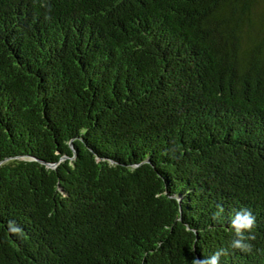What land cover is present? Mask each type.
Instances as JSON below:
<instances>
[{"label": "trees", "instance_id": "1", "mask_svg": "<svg viewBox=\"0 0 264 264\" xmlns=\"http://www.w3.org/2000/svg\"><path fill=\"white\" fill-rule=\"evenodd\" d=\"M221 249L264 264V0H0V264Z\"/></svg>", "mask_w": 264, "mask_h": 264}, {"label": "clouds", "instance_id": "2", "mask_svg": "<svg viewBox=\"0 0 264 264\" xmlns=\"http://www.w3.org/2000/svg\"><path fill=\"white\" fill-rule=\"evenodd\" d=\"M216 215H219L217 213ZM215 218V217H214ZM255 223V217L248 209H240L235 211L230 219V226L234 232L235 238L231 240L230 246L234 249L247 250L249 245L246 243L245 232L250 230ZM12 231H17L12 228ZM223 254V250H218L212 255L203 258H193L192 264H219V258Z\"/></svg>", "mask_w": 264, "mask_h": 264}]
</instances>
